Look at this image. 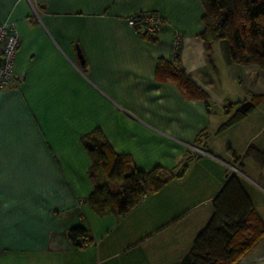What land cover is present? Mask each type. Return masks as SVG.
I'll return each instance as SVG.
<instances>
[{"label":"crops","instance_id":"obj_1","mask_svg":"<svg viewBox=\"0 0 264 264\" xmlns=\"http://www.w3.org/2000/svg\"><path fill=\"white\" fill-rule=\"evenodd\" d=\"M146 12L165 22L151 40L128 24ZM203 15L200 0H0L22 79L0 91V264H179L231 175L264 223V71L232 62L225 41L206 51ZM94 130L168 179L119 217L87 203ZM237 264H264V238Z\"/></svg>","mask_w":264,"mask_h":264},{"label":"trees","instance_id":"obj_2","mask_svg":"<svg viewBox=\"0 0 264 264\" xmlns=\"http://www.w3.org/2000/svg\"><path fill=\"white\" fill-rule=\"evenodd\" d=\"M200 1L204 7L200 35L204 49L208 51L215 41H225L232 62L252 64L264 71V0ZM171 74L193 96L205 99L177 70L171 69ZM251 107L250 103L243 104L240 113ZM84 146L91 159L89 177L98 182L87 203L99 216L124 215L168 180L159 167L140 171L129 158L117 156L98 130L85 137ZM247 155L261 160L259 155ZM211 204L210 220L179 264H237L264 238V223L236 175L227 178ZM80 237L83 240L79 241ZM69 238L77 247L89 241L81 227L70 230Z\"/></svg>","mask_w":264,"mask_h":264},{"label":"built area","instance_id":"obj_3","mask_svg":"<svg viewBox=\"0 0 264 264\" xmlns=\"http://www.w3.org/2000/svg\"><path fill=\"white\" fill-rule=\"evenodd\" d=\"M130 26H137L140 35L146 38H154L165 26V22L159 15L153 12L142 13L128 20ZM20 36L14 26L9 22L0 23V91L11 84L21 83L22 79L15 73L14 61L16 51L20 47ZM181 35L174 32L171 43V58L176 59L179 55ZM232 172L237 169L231 167Z\"/></svg>","mask_w":264,"mask_h":264},{"label":"water","instance_id":"obj_4","mask_svg":"<svg viewBox=\"0 0 264 264\" xmlns=\"http://www.w3.org/2000/svg\"><path fill=\"white\" fill-rule=\"evenodd\" d=\"M81 64H82V62H81Z\"/></svg>","mask_w":264,"mask_h":264}]
</instances>
